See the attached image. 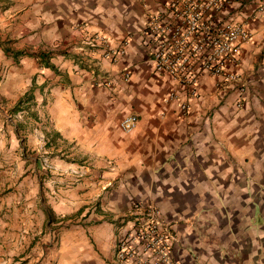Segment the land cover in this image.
<instances>
[{"label": "crops", "instance_id": "0c3cea01", "mask_svg": "<svg viewBox=\"0 0 264 264\" xmlns=\"http://www.w3.org/2000/svg\"><path fill=\"white\" fill-rule=\"evenodd\" d=\"M163 1L0 0V264H113L134 201L173 225L183 264H264V0L231 10L253 35L240 68L250 100L237 109L204 74L187 114L141 35ZM92 33L110 49L131 39L113 60L85 44ZM54 149L65 159L47 171L41 151Z\"/></svg>", "mask_w": 264, "mask_h": 264}, {"label": "built area", "instance_id": "2783aa9c", "mask_svg": "<svg viewBox=\"0 0 264 264\" xmlns=\"http://www.w3.org/2000/svg\"><path fill=\"white\" fill-rule=\"evenodd\" d=\"M236 0H165L146 16L141 35L146 41L155 76H167L175 84L167 101L177 104L187 114L192 100L199 96L200 78L208 74L217 91L233 92L234 105L241 109L252 92L248 78L241 72L242 47L253 35L246 22L231 10ZM256 14L264 13V3ZM256 17V15H254ZM131 35H126L114 49L105 35L88 34L89 48H100L111 59L124 54ZM124 79L130 73L123 71ZM138 122L135 114H126L120 128L132 131ZM178 237L173 225L150 201H134L120 218L113 244V264H183L176 252ZM20 264V262H12Z\"/></svg>", "mask_w": 264, "mask_h": 264}, {"label": "rangeland", "instance_id": "374dc122", "mask_svg": "<svg viewBox=\"0 0 264 264\" xmlns=\"http://www.w3.org/2000/svg\"><path fill=\"white\" fill-rule=\"evenodd\" d=\"M26 50L27 51H25V52L27 54H29V53H36L37 52V51H33L34 49L31 48V47H28ZM47 51H50V52L53 51L54 52L56 50L50 48ZM12 118L13 119H18L19 121L23 119V117L18 116V115H16L15 117H12ZM29 127L31 128V125L25 127L24 130H27V128H29ZM43 130H45V129H43ZM21 134H23V132H21ZM55 146H56L55 149L56 148H59L60 147L59 142H56L55 143ZM55 149L52 152H48V153H45V152L41 151L42 152V156L40 158L41 159V163H42V165L44 166V168L47 171H49L50 169H53V164L51 163V160H53V159H65L64 158L65 156H64V153L62 152V150L58 151V150H55Z\"/></svg>", "mask_w": 264, "mask_h": 264}, {"label": "trees", "instance_id": "16d2710c", "mask_svg": "<svg viewBox=\"0 0 264 264\" xmlns=\"http://www.w3.org/2000/svg\"><path fill=\"white\" fill-rule=\"evenodd\" d=\"M17 54H19V53H17ZM35 56H37V57H42L43 59L44 58H46V57H48V54L46 53V52H44V51H39L38 53H36V55ZM22 101V100H21Z\"/></svg>", "mask_w": 264, "mask_h": 264}]
</instances>
